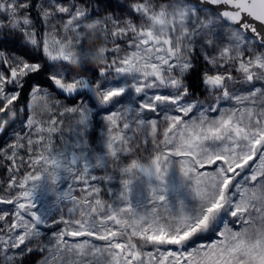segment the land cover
Here are the masks:
<instances>
[{"label": "snow or ice", "instance_id": "1", "mask_svg": "<svg viewBox=\"0 0 264 264\" xmlns=\"http://www.w3.org/2000/svg\"><path fill=\"white\" fill-rule=\"evenodd\" d=\"M0 264H264V0H0Z\"/></svg>", "mask_w": 264, "mask_h": 264}]
</instances>
